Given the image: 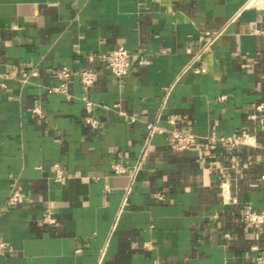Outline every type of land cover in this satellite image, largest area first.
I'll list each match as a JSON object with an SVG mask.
<instances>
[{
  "label": "crops",
  "instance_id": "0c3cea01",
  "mask_svg": "<svg viewBox=\"0 0 264 264\" xmlns=\"http://www.w3.org/2000/svg\"><path fill=\"white\" fill-rule=\"evenodd\" d=\"M255 2L0 0V71L17 74L0 87V238L10 247L0 264H255L264 224L244 219L248 202L264 209V34L253 31L264 28V6ZM119 44L133 61L122 81L102 56ZM196 56L205 71L186 69ZM63 66L71 98L50 90ZM84 68L96 73L87 90ZM157 119L191 128L198 144L179 150L170 133H154L126 196L129 175L113 164L132 170ZM244 128L251 144L211 138ZM224 181L236 201L225 200ZM11 189L23 197L7 205Z\"/></svg>",
  "mask_w": 264,
  "mask_h": 264
},
{
  "label": "built area",
  "instance_id": "2783aa9c",
  "mask_svg": "<svg viewBox=\"0 0 264 264\" xmlns=\"http://www.w3.org/2000/svg\"><path fill=\"white\" fill-rule=\"evenodd\" d=\"M253 2H255L253 0ZM258 5L264 6V1L261 3H257ZM235 16H233L231 19H234ZM253 31L257 33L264 34V28H257L253 27ZM103 58L108 63V66L112 70L115 77L118 79V81H122L125 76H127L130 72L131 66H132V56L128 48H126L123 44H119L115 46L112 50H110L107 53L102 54ZM197 60V56L187 65L186 69L188 68H194L196 71H205L206 68L201 65H195L194 63ZM23 75H27V72H24ZM56 76L59 79V83L57 85H53L50 87L51 91L55 92H62L64 93L68 98H71L73 94L69 90V81L72 77V70L69 66H63L60 69L57 70ZM17 78V74L14 70H6V71H0V87H6L7 86V80L8 79H14ZM81 82L84 86V88L87 90L92 84L96 81V73L94 69L92 68H84L81 70ZM81 99L85 102L86 108L88 111V115L86 117L87 122H89L93 127L98 126L99 119H97L95 116L92 115V109L94 102L89 98V96L84 93L81 96ZM108 107V105H104ZM114 108H118V111L121 114L128 115L132 121H135L137 119L136 115L134 114H128L126 111L121 109L120 102H116L113 105ZM259 110L264 109V104H260L257 106ZM33 111L38 114L40 117H44L45 113L40 105H37L34 107ZM171 123H175V119H170ZM156 132L159 133H170L175 147L179 150L189 149L198 144V134L195 133L191 128H188L186 130H180L177 128L169 129L159 123V120L155 121H149L147 122V136L144 139L140 154L138 156V159L136 163L133 165L132 170H128L127 166L120 162H115L113 164V169L115 173L117 174H125L127 173L129 175V184L126 186V193L127 196L132 189V184L136 180L139 171L141 169V166L144 162V160L149 155V145H150V139L152 135ZM211 138L215 141H220L229 148L236 147L242 144H251L250 142V134L246 128H244L241 132H235L232 135L229 136H216L213 134ZM56 165V176L59 178H62L64 175L63 170L60 168L58 164ZM235 166V164L233 165ZM107 190H110V186H106ZM222 191L223 195L226 201H236L237 199L231 196L229 193L230 188L228 181L222 182ZM23 194L20 190L17 189H11L10 193L7 198V205H14L19 203L22 200ZM45 220L54 223L56 221L55 216L53 215V209L51 207H48L45 212L44 216ZM244 219L254 227L261 226L264 224V209H256L250 202H248L245 206V212H244ZM10 250V247L4 239L0 238V255H5ZM255 264H264V251L259 253L256 256V262Z\"/></svg>",
  "mask_w": 264,
  "mask_h": 264
},
{
  "label": "bare ground",
  "instance_id": "6f19581e",
  "mask_svg": "<svg viewBox=\"0 0 264 264\" xmlns=\"http://www.w3.org/2000/svg\"><path fill=\"white\" fill-rule=\"evenodd\" d=\"M257 3H259V0L257 1Z\"/></svg>",
  "mask_w": 264,
  "mask_h": 264
}]
</instances>
